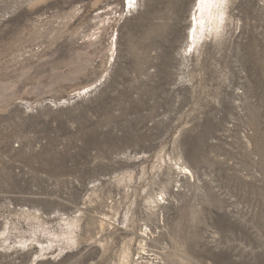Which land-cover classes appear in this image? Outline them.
<instances>
[{
    "label": "rangeland",
    "instance_id": "obj_1",
    "mask_svg": "<svg viewBox=\"0 0 264 264\" xmlns=\"http://www.w3.org/2000/svg\"><path fill=\"white\" fill-rule=\"evenodd\" d=\"M0 264H264V0H0Z\"/></svg>",
    "mask_w": 264,
    "mask_h": 264
},
{
    "label": "snow or ice",
    "instance_id": "obj_2",
    "mask_svg": "<svg viewBox=\"0 0 264 264\" xmlns=\"http://www.w3.org/2000/svg\"><path fill=\"white\" fill-rule=\"evenodd\" d=\"M132 2H134V0H132Z\"/></svg>",
    "mask_w": 264,
    "mask_h": 264
}]
</instances>
